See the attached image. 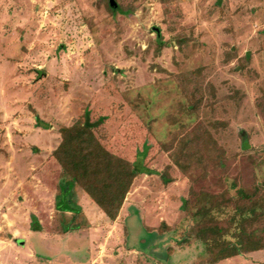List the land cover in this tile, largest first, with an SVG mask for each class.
Masks as SVG:
<instances>
[{
	"label": "rangeland",
	"instance_id": "obj_1",
	"mask_svg": "<svg viewBox=\"0 0 264 264\" xmlns=\"http://www.w3.org/2000/svg\"><path fill=\"white\" fill-rule=\"evenodd\" d=\"M116 1L112 13L109 0H0V238L37 204L44 230L62 231L52 151L61 125L89 110L105 116L106 146L142 172L118 223L101 224L76 189L92 227L57 251L83 264H198L203 243H181L186 215L210 194L231 202L234 182L264 195V0ZM182 100L194 119L169 143ZM246 228L264 236V212ZM217 264H264V249Z\"/></svg>",
	"mask_w": 264,
	"mask_h": 264
},
{
	"label": "trees",
	"instance_id": "obj_2",
	"mask_svg": "<svg viewBox=\"0 0 264 264\" xmlns=\"http://www.w3.org/2000/svg\"><path fill=\"white\" fill-rule=\"evenodd\" d=\"M108 9L112 13L117 11L110 5ZM156 31L161 38L160 29L156 28ZM246 57L250 58L249 54ZM192 107L182 100L177 104L176 113L167 114V121L175 128L167 142H173L188 129L194 119L190 112ZM104 119L105 116H101L93 120L90 111L85 110L83 117L59 128L61 139L52 154L61 169L55 208L60 212L63 231L88 226L82 207L75 198L76 189L87 193L109 220H116L135 178L142 172L139 163L111 151L103 142L97 133V127ZM147 149L148 145H145L144 153ZM169 168L170 165H167L161 173L164 183L174 180ZM233 187L236 192L231 202L224 203L220 194H210L200 207L186 215L190 223L184 229L181 243H203L205 253L198 264H217L234 256L264 249L263 234L256 228H246L247 219L264 212V195L249 191L241 184L236 186V182ZM187 204L188 199H185L184 209ZM67 211H71V214H67ZM32 219L35 221L34 216ZM167 228L166 225L158 227L160 231L168 230Z\"/></svg>",
	"mask_w": 264,
	"mask_h": 264
},
{
	"label": "crops",
	"instance_id": "obj_3",
	"mask_svg": "<svg viewBox=\"0 0 264 264\" xmlns=\"http://www.w3.org/2000/svg\"><path fill=\"white\" fill-rule=\"evenodd\" d=\"M37 190L38 193L36 194H42L45 188L41 187L40 184ZM56 193L54 194L55 198ZM42 209V205H35L32 211L29 212L31 223H25L22 227L14 230V232H11V239L0 238V264H46L47 261L51 264H83V259L78 262L71 261V258L69 261L67 257H62L63 253L60 254L57 251L55 245L56 243L58 244V241L64 239V234L69 235L74 231L81 232L82 228L92 227V225L90 224L93 222L90 220L89 215L87 213L85 214L82 209L84 220L88 225L86 227H81L73 231L62 230L59 233H47L42 226ZM67 214H71V211H67ZM96 214L101 216L100 223L104 224V226H106L107 224L109 225V223L111 222L118 223L121 217L120 213L119 217L116 220H109L108 218H106L105 213L102 211H97ZM31 215L34 216L35 221H33Z\"/></svg>",
	"mask_w": 264,
	"mask_h": 264
},
{
	"label": "water",
	"instance_id": "obj_4",
	"mask_svg": "<svg viewBox=\"0 0 264 264\" xmlns=\"http://www.w3.org/2000/svg\"><path fill=\"white\" fill-rule=\"evenodd\" d=\"M109 3H110V6L113 8V9H117L118 8V3L116 0H109Z\"/></svg>",
	"mask_w": 264,
	"mask_h": 264
}]
</instances>
